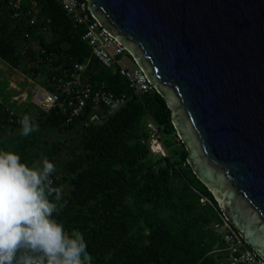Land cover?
Masks as SVG:
<instances>
[{"label":"trees","instance_id":"obj_1","mask_svg":"<svg viewBox=\"0 0 264 264\" xmlns=\"http://www.w3.org/2000/svg\"><path fill=\"white\" fill-rule=\"evenodd\" d=\"M33 1L42 17L34 28L0 17V61L24 67L28 78L49 88L54 75L88 58L89 50L80 40L82 29L73 28L57 2ZM43 26L46 35L40 33ZM82 80L91 91L104 82L127 102L111 114L88 103L75 123L66 124L58 106L44 111L31 101L26 104L29 97L23 95L25 100L11 101L17 94L10 89V97L0 101V150L16 152L28 164L43 156L54 163L51 178L63 188L65 205L54 216L66 230L84 234L91 264H222L227 253L213 226L225 220L187 165L164 100L155 91L135 95L117 70L95 60ZM10 110L14 118L31 116L39 131L22 136L20 123L10 122ZM93 113L99 121L85 126ZM148 119L158 130L154 140L162 141L164 151L169 148L162 156L153 150Z\"/></svg>","mask_w":264,"mask_h":264},{"label":"water","instance_id":"obj_2","mask_svg":"<svg viewBox=\"0 0 264 264\" xmlns=\"http://www.w3.org/2000/svg\"><path fill=\"white\" fill-rule=\"evenodd\" d=\"M86 4L164 100L224 220L264 261V0Z\"/></svg>","mask_w":264,"mask_h":264},{"label":"built area","instance_id":"obj_3","mask_svg":"<svg viewBox=\"0 0 264 264\" xmlns=\"http://www.w3.org/2000/svg\"><path fill=\"white\" fill-rule=\"evenodd\" d=\"M28 1L29 7H23L19 4V0H0V17L6 15L17 25L36 27L42 21V17L36 11V3L33 0ZM54 1L61 6L73 28L82 29L80 40L88 47L89 57L72 63L71 67L54 75L49 88L40 85L41 88L35 93L30 91L32 103L44 111L58 106L65 117L66 124L75 123L76 119L84 114L88 103L93 107L105 108L106 114L119 110L127 102L125 95H115L108 91L104 82H96L97 87L92 91L84 86L85 81L82 78L91 60L97 61L104 68L117 70L119 76L126 81L128 88L139 97L155 91L141 70L136 67L134 71H129L123 67L120 58L126 54L125 48L99 26L89 12L86 0ZM45 29V26L40 27V33L46 35ZM23 37L26 40L30 39L27 32L23 34ZM30 47L38 49L36 44H30ZM26 49L27 45L23 44L22 55ZM35 52L43 53L42 50H35ZM19 97L14 96L11 101H16ZM9 116L11 123H20L21 119L14 118L11 110ZM95 121H99L97 113L89 115L88 122L84 123L87 126ZM145 128L151 136L157 137L158 130L152 120L146 121ZM213 229L222 235L224 241L225 247L222 252L227 253V258L222 264H264V261L242 241L227 221L221 225L215 224Z\"/></svg>","mask_w":264,"mask_h":264},{"label":"clouds","instance_id":"obj_4","mask_svg":"<svg viewBox=\"0 0 264 264\" xmlns=\"http://www.w3.org/2000/svg\"><path fill=\"white\" fill-rule=\"evenodd\" d=\"M20 125L24 137L39 131L29 115ZM55 171L46 156L28 164L0 150V264H91L84 234L54 216L65 206Z\"/></svg>","mask_w":264,"mask_h":264},{"label":"rangeland","instance_id":"obj_5","mask_svg":"<svg viewBox=\"0 0 264 264\" xmlns=\"http://www.w3.org/2000/svg\"><path fill=\"white\" fill-rule=\"evenodd\" d=\"M0 63H2V62L0 61ZM120 63L123 65V67H125L129 71H134L135 69H137L136 65L134 64V62L132 60V58L127 53L124 54L123 56H121ZM8 68L11 69V72H9V74H8L7 71L4 70V73H6V74H8V75H10L12 77L10 78L11 81H10V84L8 83V86H7L5 78L2 79L3 81H0V101L3 100V98H6V99L9 98L10 94L12 92L14 94H18L15 91L11 92L10 89H14V90L20 89L21 90V88H22L23 91H24V94L26 93L27 95H29L30 91L35 93L38 89L41 88L38 83H36L33 80H31L30 78H28L29 76H27L26 73L24 72L27 69H25L24 67L20 66L19 68H12V67H8ZM20 79H26V82H27L22 87H19V85H18L21 82ZM7 82H9V81L7 80ZM34 93H32V95ZM21 95H23V94H21ZM21 95H20V97H21ZM28 97H29L28 98L29 100L26 101V104H29V102L31 101L30 96H28ZM15 99H17V98H15ZM21 99H23V98H21ZM23 100H25V99H23ZM158 136H159V134H158ZM154 138L155 137L151 136V142H152L153 150H155L161 156H162V154H166L167 151H169V148L165 149V151H164L163 150L162 141L161 142H160V140L159 141H157V140L155 141ZM48 141H50V140H48ZM177 141H178V139H176L174 141L172 139H170V143H172L173 146H176V145L178 146L179 145V143Z\"/></svg>","mask_w":264,"mask_h":264},{"label":"crops","instance_id":"obj_6","mask_svg":"<svg viewBox=\"0 0 264 264\" xmlns=\"http://www.w3.org/2000/svg\"><path fill=\"white\" fill-rule=\"evenodd\" d=\"M9 66H4L2 63H0V81H3L2 79L3 78H5L6 79V82H7V80L9 81L8 83L10 84V78L12 77V76H10V75H8L9 74V72H11V69L10 68H8ZM3 70V71H2ZM4 70L5 71H7V73L8 74H6V73H4ZM9 70V71H8ZM16 75V74H15ZM20 83L18 84L19 85V87L21 86V85H23L25 82H26V79H20ZM27 83V82H26ZM12 90H14V89H12ZM15 92H17V93H20V94H17V96L19 95H21V94H24V91H23V89L21 88V90L20 89H17V90H14ZM26 94V93H25ZM22 96V95H21ZM11 99V98H10Z\"/></svg>","mask_w":264,"mask_h":264},{"label":"bare ground","instance_id":"obj_7","mask_svg":"<svg viewBox=\"0 0 264 264\" xmlns=\"http://www.w3.org/2000/svg\"><path fill=\"white\" fill-rule=\"evenodd\" d=\"M24 97L28 98V95L27 94H23Z\"/></svg>","mask_w":264,"mask_h":264}]
</instances>
